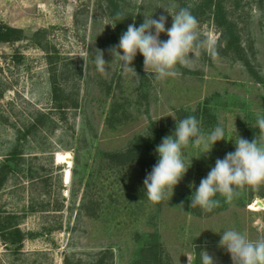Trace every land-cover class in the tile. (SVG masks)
<instances>
[{
	"label": "rangeland",
	"instance_id": "1",
	"mask_svg": "<svg viewBox=\"0 0 264 264\" xmlns=\"http://www.w3.org/2000/svg\"><path fill=\"white\" fill-rule=\"evenodd\" d=\"M113 1L132 13L130 24L164 15L165 29L171 25L165 10L171 14L176 8L174 0ZM249 1V64L221 55L218 30L203 22L197 23L203 53L177 65L174 77L157 81L144 72L141 81L139 53L132 62L135 73L111 61L108 50L123 30L116 31L108 0H0V22L23 31L20 40L0 42V91L7 87L0 95V162L16 145L23 152L21 170L0 190V211L20 216L27 234L20 248L0 236V264H64L65 258L89 264L104 251L109 264H155L147 259L157 243L172 264H188V258L200 264V251L214 264H232L218 246L220 231L234 228L251 239L264 237V185L239 188L230 201L217 194L208 214L197 215L189 206L194 186L217 158L234 150L232 139L252 140L249 129L256 127V114L264 112V13L258 0ZM159 39L167 37L162 33ZM97 50L105 72L97 71ZM60 69L79 78L78 107H57L51 77H59ZM37 111L54 122L35 138L19 140ZM189 115L203 131L221 123L226 141L216 142L199 159V150L189 147L188 159L196 158L184 177L172 195L152 203L143 195L145 173L135 165L115 167L104 153L122 149L152 122ZM65 152L69 161H59L57 154ZM84 195L98 200V217L85 215Z\"/></svg>",
	"mask_w": 264,
	"mask_h": 264
},
{
	"label": "clouds",
	"instance_id": "2",
	"mask_svg": "<svg viewBox=\"0 0 264 264\" xmlns=\"http://www.w3.org/2000/svg\"><path fill=\"white\" fill-rule=\"evenodd\" d=\"M165 11L171 16L170 27L165 29L164 15L153 18V14L144 16L139 25L129 24L120 34L118 43L108 50L111 61L116 60L124 71L134 72L132 62L139 53L143 57L144 72L154 80L163 81L177 74V65H186L188 60L195 58L202 43L197 32V20L187 8H179L171 14ZM162 33L166 35V40L159 39ZM97 53V71L105 72L103 53L98 50ZM189 53L192 54L191 58ZM255 125L264 132V112L256 114ZM225 132L219 122L210 130L203 131L197 118L192 115L175 120L171 134L162 137L155 146L156 163L143 180V195L146 199L157 203L168 193L172 195L174 187L191 166L192 159L196 158L189 160L187 149H198L200 155L196 159H199L210 153L216 142L225 140ZM232 140L234 150L225 153L223 158H217L206 176L194 186L189 197L190 207L211 211L218 203L215 198L217 194L230 201L237 195L239 188L264 185V135L260 136L259 141L255 137L249 141L239 135ZM218 234V246L226 250L232 264H264V237L251 239L246 233L234 228L224 229ZM199 255L200 264H214L206 251H200Z\"/></svg>",
	"mask_w": 264,
	"mask_h": 264
},
{
	"label": "trees",
	"instance_id": "3",
	"mask_svg": "<svg viewBox=\"0 0 264 264\" xmlns=\"http://www.w3.org/2000/svg\"><path fill=\"white\" fill-rule=\"evenodd\" d=\"M176 3L175 10L179 8H187L201 24L207 22L213 25L219 32L218 39V52L227 57L234 59L244 60L245 64H249L247 50H253V40L248 31L249 14L245 7L250 3L249 0H174ZM255 2V0H252ZM113 20L116 22V31L126 30L132 19V13L119 4H113V0H108ZM117 3V2H116ZM124 3V2H123ZM258 7L264 13V0H258ZM126 25V27L124 26ZM23 38V31L20 28L10 26L0 22V42H14ZM244 42H246V47ZM200 53L202 47L200 45ZM252 52V51H251ZM253 54V53H252ZM137 70L141 73V81L143 80L144 71L142 64L136 66ZM68 73L66 69H60V76L51 77V88L53 98L57 101V107H78L80 101L78 99L79 78L74 79V75ZM80 76V73H79ZM69 83L72 84L71 89H67ZM7 89L6 86L0 91ZM74 95V96H73ZM178 112H182L181 110ZM182 116H180V119ZM54 120L46 113L37 111L31 117L29 123L25 125V129L18 135L20 138H35V135L41 131L42 127L47 123H52ZM175 122L170 123H157L152 122L147 131L144 133L134 134L128 143L119 150L105 152L104 156L115 167H124L127 165H135L141 169L143 173L151 170L152 166L156 163L155 146L160 143L161 138L169 135L174 130ZM249 134L257 138V127L250 128ZM18 145L14 146L0 162V190H2L8 183L13 174L21 170L20 165L23 160V154ZM255 192H253L254 194ZM264 196V195H263ZM84 209L85 215L88 217H98L99 202L92 196L84 195L80 204ZM193 212L197 215L208 214L211 211L202 212L199 207H192ZM21 217L15 214H3L0 211V236L7 244L13 245L15 248H20L24 238L27 234L21 230L19 224ZM151 250V251H150ZM150 252V253H149ZM149 257L147 262H154L155 264H172L168 255L163 251L161 244H156L155 248L148 250ZM106 252L89 264H109L105 261ZM64 264H77L70 261L68 258L64 259Z\"/></svg>",
	"mask_w": 264,
	"mask_h": 264
},
{
	"label": "bare ground",
	"instance_id": "4",
	"mask_svg": "<svg viewBox=\"0 0 264 264\" xmlns=\"http://www.w3.org/2000/svg\"><path fill=\"white\" fill-rule=\"evenodd\" d=\"M57 155H58L57 159H58L59 161H64V160L69 161L68 159H69V157H70V154H69L68 152H65V153H58ZM69 178H70V171L67 169V170L65 171V174H64L65 182H67V181L69 180ZM260 202H261V200H259V198H258V200L256 201V203L260 204Z\"/></svg>",
	"mask_w": 264,
	"mask_h": 264
},
{
	"label": "water",
	"instance_id": "5",
	"mask_svg": "<svg viewBox=\"0 0 264 264\" xmlns=\"http://www.w3.org/2000/svg\"><path fill=\"white\" fill-rule=\"evenodd\" d=\"M260 204H262V202H260Z\"/></svg>",
	"mask_w": 264,
	"mask_h": 264
}]
</instances>
